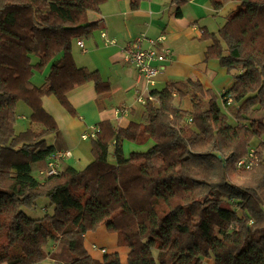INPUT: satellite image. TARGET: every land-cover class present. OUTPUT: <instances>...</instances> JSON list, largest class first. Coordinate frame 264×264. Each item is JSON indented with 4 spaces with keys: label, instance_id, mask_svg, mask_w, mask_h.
Wrapping results in <instances>:
<instances>
[{
    "label": "trees",
    "instance_id": "trees-1",
    "mask_svg": "<svg viewBox=\"0 0 264 264\" xmlns=\"http://www.w3.org/2000/svg\"><path fill=\"white\" fill-rule=\"evenodd\" d=\"M105 2L0 0V264H40L61 249L66 264H264V119L254 116L264 110V0H211L216 14L233 6L205 54L233 77L230 87L218 93L187 79L153 89L128 111L127 128L99 124L85 169L62 161L58 175L35 174L57 151L43 98L76 115L71 93L110 89L72 56L98 28L88 13ZM50 64L36 86L35 71ZM20 102L31 126L17 132ZM129 142L146 149L127 153ZM252 148L256 165L239 169ZM44 197L50 209L38 216ZM102 226L129 249L126 263L87 251L85 236Z\"/></svg>",
    "mask_w": 264,
    "mask_h": 264
},
{
    "label": "crops",
    "instance_id": "crops-1",
    "mask_svg": "<svg viewBox=\"0 0 264 264\" xmlns=\"http://www.w3.org/2000/svg\"><path fill=\"white\" fill-rule=\"evenodd\" d=\"M232 9L233 6L216 14L211 0H145L134 10L131 0H106L100 12H89L88 21L99 23L98 28L90 39H79L84 41V48L78 45V40L74 43L72 56L79 67L99 72L110 89L98 94L94 84L90 83L71 93L69 101L76 115H72L57 97L43 98L45 110L57 124V131L50 140L56 152H70L71 157L64 160L67 163L76 157L79 163L90 164L94 156L91 141L83 139L86 132L99 127L102 122L111 123L114 130L129 126L128 111L140 106L136 91H143L144 80L126 62L122 51L141 34L154 39L164 37L162 45L172 51L171 61L155 63L160 73L152 90L187 79L200 81L218 93L230 87L233 77L219 60H206L205 54L212 44L207 35L217 32V18H222L218 27L222 26L225 15ZM106 40H115V44L107 46ZM51 64L42 72L35 71L32 81L36 86L45 83ZM24 105L22 109L31 115V109ZM84 239L85 247L94 259L103 261L105 256L92 251L95 245L105 248L107 254L119 253L121 261L127 262L129 249L119 246L118 234L109 232L105 226L88 233ZM106 242L108 245H103ZM208 264L214 262L208 261Z\"/></svg>",
    "mask_w": 264,
    "mask_h": 264
},
{
    "label": "built area",
    "instance_id": "built-area-1",
    "mask_svg": "<svg viewBox=\"0 0 264 264\" xmlns=\"http://www.w3.org/2000/svg\"><path fill=\"white\" fill-rule=\"evenodd\" d=\"M105 37V35H104ZM164 37L158 39L150 38L146 34H141L137 38L130 41L123 49L126 62L131 65L144 80V93L137 90L138 103L145 105L151 98L150 91L156 84V78L160 73V68L155 63L163 64L171 61L172 51L170 48L163 46ZM105 44L114 45L115 40H106ZM78 45L84 48V41L78 40ZM99 127L92 128L90 131L83 135L84 140L92 141L97 138ZM71 157L70 152H56L47 161V166L39 172L41 177L58 175L62 169V161ZM258 161L257 150L252 148L248 156L239 161L237 167L239 169H252ZM55 249V247L53 248ZM92 251L101 252L106 255L107 250L105 248H99L92 246ZM66 264V263H61Z\"/></svg>",
    "mask_w": 264,
    "mask_h": 264
},
{
    "label": "rangeland",
    "instance_id": "rangeland-1",
    "mask_svg": "<svg viewBox=\"0 0 264 264\" xmlns=\"http://www.w3.org/2000/svg\"><path fill=\"white\" fill-rule=\"evenodd\" d=\"M220 18L221 17L217 18V29H216V31H218L220 29L219 27H221V26L218 27V24L219 23L222 24V21H221L222 18L221 19ZM22 106H25L23 102H20L17 106V115H18V120H17V125H16L17 132L24 131L31 126V116H30V114H28L27 112H25L22 109ZM254 116L256 118L264 119V110L257 112ZM22 117H26V119L23 120ZM260 143H261V140H258V139L255 142L256 145H259ZM125 148H126L127 153H130V151H145L144 149H146L145 146H138V145H135L131 142L126 143ZM263 159H264V152H263ZM68 164L72 165V166L74 165V167H76L77 169H80V170L85 169L89 165L87 163H85V164L79 163V161L76 157L74 159H72L70 161V163L68 162ZM35 174L37 176H40L39 172H36ZM46 208L50 209V200L45 198V197L40 198L38 200V208L33 212L36 213L38 216H42V215H44V212H45L44 209H46ZM49 211L51 212V210H49ZM30 214L33 215V213H30ZM103 245L106 246V245H108V243L106 242ZM66 253L68 254V252L65 249H61V251L56 252V253L48 256V258L40 264H61V260L66 261L69 258V255H67ZM122 256H123V258L125 257L124 253L122 254Z\"/></svg>",
    "mask_w": 264,
    "mask_h": 264
}]
</instances>
